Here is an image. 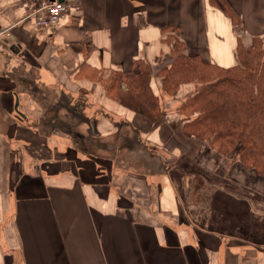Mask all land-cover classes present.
Wrapping results in <instances>:
<instances>
[{"label":"crops","instance_id":"0c3cea01","mask_svg":"<svg viewBox=\"0 0 264 264\" xmlns=\"http://www.w3.org/2000/svg\"><path fill=\"white\" fill-rule=\"evenodd\" d=\"M34 9L0 0V264H264L262 192L199 175L180 101L153 122L105 86L144 62L160 96L177 38L237 65L264 0H81L54 29Z\"/></svg>","mask_w":264,"mask_h":264},{"label":"trees","instance_id":"16d2710c","mask_svg":"<svg viewBox=\"0 0 264 264\" xmlns=\"http://www.w3.org/2000/svg\"><path fill=\"white\" fill-rule=\"evenodd\" d=\"M220 5L238 28V16L223 1ZM184 49L183 41L175 39L173 62L158 73L166 94L176 96L181 85H193L178 109L186 117L183 133L207 141L219 155H235L243 167L264 175V38H255L248 48L239 46L238 64L230 68L190 57ZM137 68L132 74L115 72L105 86L123 105L157 122L164 113L152 89L150 66L139 62Z\"/></svg>","mask_w":264,"mask_h":264},{"label":"rangeland","instance_id":"374dc122","mask_svg":"<svg viewBox=\"0 0 264 264\" xmlns=\"http://www.w3.org/2000/svg\"><path fill=\"white\" fill-rule=\"evenodd\" d=\"M192 90L193 85L184 84L180 86L178 94L176 96H172L170 94H166L161 89L160 99L162 100L161 102H164L165 98L169 100L180 101L178 108L176 107L173 110L177 114L178 109L185 102L187 96ZM76 111L79 113L80 110L77 109ZM180 116L183 118V122H185V115ZM185 136V138L191 139V141L185 140L184 142H187V144H179L177 142L173 145L180 147L183 151L192 150L191 153H193L194 147L197 149L198 153L195 159L197 166L195 165L194 168L196 171H198L200 176H203L205 179L210 181H229L231 185L235 186L236 190L238 189L240 192L245 194L250 192L252 193V191H257L262 192V195H264V175L258 176L254 171L243 167L238 157L235 155L232 157L231 155L223 156L217 154L214 150H210L209 143L207 141H200L194 137L190 138L187 135ZM190 142L192 143L191 146L188 144ZM205 165H208L212 169L205 168ZM199 180H202V178H199Z\"/></svg>","mask_w":264,"mask_h":264},{"label":"built area","instance_id":"2783aa9c","mask_svg":"<svg viewBox=\"0 0 264 264\" xmlns=\"http://www.w3.org/2000/svg\"><path fill=\"white\" fill-rule=\"evenodd\" d=\"M35 4L32 17L41 29H54L68 21L81 6V0H31Z\"/></svg>","mask_w":264,"mask_h":264},{"label":"water","instance_id":"95a60500","mask_svg":"<svg viewBox=\"0 0 264 264\" xmlns=\"http://www.w3.org/2000/svg\"><path fill=\"white\" fill-rule=\"evenodd\" d=\"M18 105H19V102L17 101V103H16V111H18Z\"/></svg>","mask_w":264,"mask_h":264}]
</instances>
